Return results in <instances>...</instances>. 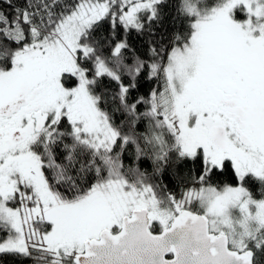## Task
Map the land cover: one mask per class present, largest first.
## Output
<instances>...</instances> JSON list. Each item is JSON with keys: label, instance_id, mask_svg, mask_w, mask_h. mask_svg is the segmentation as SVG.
Instances as JSON below:
<instances>
[{"label": "snow or ice", "instance_id": "1", "mask_svg": "<svg viewBox=\"0 0 264 264\" xmlns=\"http://www.w3.org/2000/svg\"><path fill=\"white\" fill-rule=\"evenodd\" d=\"M0 264H264V0H0Z\"/></svg>", "mask_w": 264, "mask_h": 264}, {"label": "trees", "instance_id": "2", "mask_svg": "<svg viewBox=\"0 0 264 264\" xmlns=\"http://www.w3.org/2000/svg\"><path fill=\"white\" fill-rule=\"evenodd\" d=\"M137 47L140 48V52H141L142 54L145 52V49L139 44V42H137ZM155 86H156V84H155L154 81H148V80H145V81H144V88L142 89V91H148V90H150V88L155 87ZM146 166H147V165H146ZM164 183L167 184L168 181L165 180Z\"/></svg>", "mask_w": 264, "mask_h": 264}]
</instances>
